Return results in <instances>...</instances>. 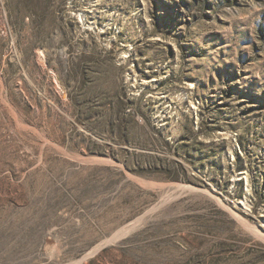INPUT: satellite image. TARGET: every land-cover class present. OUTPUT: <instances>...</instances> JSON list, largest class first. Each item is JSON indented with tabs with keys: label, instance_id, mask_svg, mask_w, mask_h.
Masks as SVG:
<instances>
[{
	"label": "rangeland",
	"instance_id": "374dc122",
	"mask_svg": "<svg viewBox=\"0 0 264 264\" xmlns=\"http://www.w3.org/2000/svg\"><path fill=\"white\" fill-rule=\"evenodd\" d=\"M0 264H264V0H0Z\"/></svg>",
	"mask_w": 264,
	"mask_h": 264
},
{
	"label": "trees",
	"instance_id": "16d2710c",
	"mask_svg": "<svg viewBox=\"0 0 264 264\" xmlns=\"http://www.w3.org/2000/svg\"><path fill=\"white\" fill-rule=\"evenodd\" d=\"M147 169H148V170H149V169H152V167H151V168H147Z\"/></svg>",
	"mask_w": 264,
	"mask_h": 264
}]
</instances>
